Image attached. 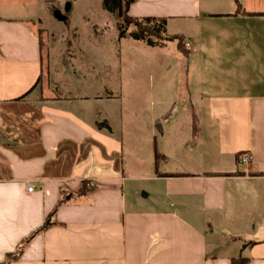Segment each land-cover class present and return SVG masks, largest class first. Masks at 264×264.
I'll return each instance as SVG.
<instances>
[{"label": "crops", "instance_id": "0c3cea01", "mask_svg": "<svg viewBox=\"0 0 264 264\" xmlns=\"http://www.w3.org/2000/svg\"><path fill=\"white\" fill-rule=\"evenodd\" d=\"M130 1L193 36L202 158L130 175L102 96L41 94L45 0H0V264H264V0Z\"/></svg>", "mask_w": 264, "mask_h": 264}, {"label": "rangeland", "instance_id": "374dc122", "mask_svg": "<svg viewBox=\"0 0 264 264\" xmlns=\"http://www.w3.org/2000/svg\"><path fill=\"white\" fill-rule=\"evenodd\" d=\"M45 2L47 13H41L42 19L35 23L43 42L41 94L102 96L89 105L92 113L102 115V121L107 114V122L125 140L123 158L130 175L136 170L140 176L150 175L147 164L153 149L149 146L160 154L157 171L182 168L181 160L192 168V161L202 158L206 136L196 62L177 47L178 39L164 38L183 31L187 33L185 42H192L186 22L170 21L162 45L151 46L142 39L119 38L121 20L104 9L103 0ZM56 10L63 17H56ZM189 48H194L193 43ZM37 106L36 99L18 108L23 113L18 116L20 121L30 123L25 113ZM164 153L169 155L168 164ZM137 163H141L140 171ZM150 182L129 180L127 184L135 197L142 195ZM216 233L225 236L224 229Z\"/></svg>", "mask_w": 264, "mask_h": 264}, {"label": "trees", "instance_id": "16d2710c", "mask_svg": "<svg viewBox=\"0 0 264 264\" xmlns=\"http://www.w3.org/2000/svg\"><path fill=\"white\" fill-rule=\"evenodd\" d=\"M47 1V0H46ZM130 0H103V6L109 12H112L120 18L119 23V38L132 37L134 39H142L146 41L151 46H161L162 40L165 32L167 19L166 18H156V17H135L129 14ZM134 27L130 29V26ZM184 34L178 33L171 37H164L168 40H176L177 47L185 53L189 54V47L184 40ZM171 40V41H172ZM41 39V46H42ZM157 157L158 151L156 150ZM246 257L240 256L233 259L234 264H245Z\"/></svg>", "mask_w": 264, "mask_h": 264}, {"label": "built area", "instance_id": "2783aa9c", "mask_svg": "<svg viewBox=\"0 0 264 264\" xmlns=\"http://www.w3.org/2000/svg\"><path fill=\"white\" fill-rule=\"evenodd\" d=\"M248 159V156L247 155H245L244 157H243V160H247ZM35 187V185L33 184V183H29V187H28V189L29 190H32L33 188Z\"/></svg>", "mask_w": 264, "mask_h": 264}, {"label": "water", "instance_id": "95a60500", "mask_svg": "<svg viewBox=\"0 0 264 264\" xmlns=\"http://www.w3.org/2000/svg\"><path fill=\"white\" fill-rule=\"evenodd\" d=\"M55 15L56 17H59V18L63 17V15L61 14L59 10H56Z\"/></svg>", "mask_w": 264, "mask_h": 264}]
</instances>
